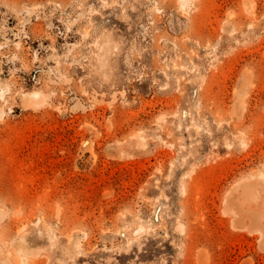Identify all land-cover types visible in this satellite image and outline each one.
Instances as JSON below:
<instances>
[{
    "label": "rangeland",
    "instance_id": "rangeland-1",
    "mask_svg": "<svg viewBox=\"0 0 264 264\" xmlns=\"http://www.w3.org/2000/svg\"><path fill=\"white\" fill-rule=\"evenodd\" d=\"M0 83L12 264H264V0H0Z\"/></svg>",
    "mask_w": 264,
    "mask_h": 264
},
{
    "label": "bare ground",
    "instance_id": "bare-ground-1",
    "mask_svg": "<svg viewBox=\"0 0 264 264\" xmlns=\"http://www.w3.org/2000/svg\"><path fill=\"white\" fill-rule=\"evenodd\" d=\"M188 2V0H179V2L183 3V2ZM105 4V3H104ZM179 5V4H178ZM183 5V4H182ZM86 33V32H85ZM84 33V35H86ZM84 35L82 34L83 39L86 37H84ZM103 37V36H102ZM104 45L106 46L107 49H109V41L107 40V38L104 36ZM134 44V43H133ZM95 45V44H93ZM19 46V45H17ZM99 47V46H98ZM101 48V47H100ZM132 48V47H131ZM103 49V48H102ZM113 49H115V46L113 47ZM117 50V49H116ZM104 52V50H102ZM114 52V51H113ZM105 54L108 52H104ZM109 54V53H108ZM111 55V54H110ZM97 60L100 62L99 56L97 57ZM101 64L105 63L104 62H100ZM106 64V63H105ZM105 66V65H104ZM58 67V66H57ZM107 67V66H105ZM104 76V75H103ZM63 77V76H61ZM82 88V87H81ZM9 90V87L5 84H1L0 83V98L3 97V94L5 92H7ZM83 93V90L81 91ZM97 92V91H96ZM86 93V92H85ZM84 93V95H85ZM115 93V92H114ZM113 94V93H112ZM124 94V92H123ZM97 95V94H96ZM104 95V94H103ZM45 96L41 91H34V92H28L24 95L21 96V101L23 103V106L25 105H37V104H41L45 101ZM105 96V95H104ZM102 97V96H101ZM93 98V97H92ZM92 100V99H91ZM111 100V99H110ZM101 102V101H100ZM94 103V102H92ZM22 106V108H23ZM109 106V104H108ZM57 108V107H56ZM1 109V108H0ZM25 109V108H24ZM57 112H59L57 110ZM242 115V114H241ZM143 139V138H142ZM141 139V140H142ZM143 147V145H141ZM238 183V182H237ZM239 184V183H238ZM238 184H234L236 186H238ZM256 185H260L262 187V190L264 192V173H259L255 176H250L248 178H245L238 187H240L241 189V193L239 194L240 198L237 199V204L240 207V211L243 213V217L242 219H248L250 224V230L254 233H257L259 235V240L261 244H264V210L262 209V206L264 205V201H262V204H257V208L256 209H252L248 202L250 200H254L256 201L257 196L254 193V188ZM260 198V197H259ZM261 199V198H260ZM263 199V198H262ZM244 206V209H242L241 207ZM224 214V213H223ZM240 223V224H239ZM237 224V229L239 228V230L243 229L242 226V221H236L235 225ZM233 227V226H232ZM236 227V226H235ZM141 228V227H140ZM235 229V228H234ZM244 229H246L244 227ZM13 241V240H12ZM11 241V242H12ZM10 242V243H11ZM14 247L16 250V254H20L21 256V263L20 264H28L27 263V259L25 257V254H28L25 252L24 249V239L23 237L19 238L18 241H16L14 243ZM262 247V246H261ZM13 248V247H12ZM28 251V250H27ZM34 256V255H33ZM202 260V259H201ZM0 264H12V262L10 261V259L8 257H3V250L0 247Z\"/></svg>",
    "mask_w": 264,
    "mask_h": 264
}]
</instances>
